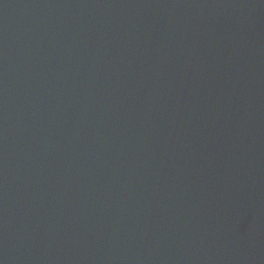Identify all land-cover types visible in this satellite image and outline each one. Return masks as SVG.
<instances>
[{
  "label": "water",
  "instance_id": "1",
  "mask_svg": "<svg viewBox=\"0 0 264 264\" xmlns=\"http://www.w3.org/2000/svg\"><path fill=\"white\" fill-rule=\"evenodd\" d=\"M0 264H264V0H0Z\"/></svg>",
  "mask_w": 264,
  "mask_h": 264
}]
</instances>
